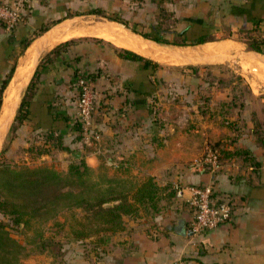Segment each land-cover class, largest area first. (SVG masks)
I'll list each match as a JSON object with an SVG mask.
<instances>
[{"label":"crops","instance_id":"0c3cea01","mask_svg":"<svg viewBox=\"0 0 264 264\" xmlns=\"http://www.w3.org/2000/svg\"><path fill=\"white\" fill-rule=\"evenodd\" d=\"M189 1L22 0L21 21L10 31L0 26V79L14 61L0 106L10 99L15 77L20 76L23 83H28L33 68L50 48L65 40H74L38 67L31 88L29 113L17 125L11 146H27L29 139L39 142L41 134L52 129L73 149L69 154L79 150L78 158H83L89 166L95 167L103 161L115 171L137 177L150 175L159 184L170 182L173 187L210 183L213 198L226 199L232 207L231 218L216 227L180 234L172 226L181 220L187 229L192 219L184 189L177 197L179 203L168 209L164 217L157 215L153 221L143 217L126 218L125 229L115 232L105 251H100L103 254L100 264H264V163L259 166L257 176L250 166L237 170L222 164L215 170L204 169L205 165L196 160L202 147L201 137L193 134L197 131L194 126L183 124L190 111L179 102L185 92L195 94V85H189L186 90L184 86L194 82L196 77L171 75L178 64L200 60L208 53L221 50L211 60L224 57L227 61L249 62L253 72L247 70L252 75L248 82H257L251 84L252 89L264 82V68H261L264 52L257 53L233 43L229 36L210 37L195 43L199 46L194 50L180 55L188 60L175 62L170 60L168 48L187 46L173 43L160 46L138 36L141 32L169 33L170 30L159 29L154 23L159 10L170 11L178 19L180 27L175 28L176 32L188 28L210 35L214 29L221 31L219 22L227 21L230 30L252 35L263 33L264 0H193L192 5L187 6ZM92 8L101 9L103 14L88 12ZM110 14L127 24L109 19ZM254 20L256 24L252 23ZM40 25L48 26L33 35ZM114 29L152 50L158 58L117 45L102 36L103 31ZM173 32L174 29L170 33ZM23 37L32 39L20 54H14ZM120 48L152 59L158 65L143 66L140 60L123 58L118 54ZM80 71L91 75L95 92L92 119L99 131V140L91 145L82 142L75 124V73ZM57 152L61 158H66V151ZM44 156L41 154L40 158ZM67 162V159L62 160L59 167H65ZM142 221L146 222L139 223ZM91 254L74 258L73 253L65 264H92Z\"/></svg>","mask_w":264,"mask_h":264},{"label":"rangeland","instance_id":"374dc122","mask_svg":"<svg viewBox=\"0 0 264 264\" xmlns=\"http://www.w3.org/2000/svg\"><path fill=\"white\" fill-rule=\"evenodd\" d=\"M17 1L22 3V0ZM192 1L187 2V6L192 5ZM172 14L170 11L159 10L155 14L154 23L158 25L159 29L163 27L164 31L170 30L171 32L174 29L173 33H158L159 37L180 42L183 35L175 30V28L180 27V23ZM219 26H221V31H215L214 29L209 37L229 36L233 39V43L236 42L248 48L246 42L252 34L228 29L227 21L219 22ZM132 28L135 27L133 26ZM259 34L261 33L257 32L254 35L257 36ZM184 42L180 46L187 47H167L171 52L170 60L175 62L186 61L188 59L180 55L183 52H190L199 46V44H192L188 40ZM170 44L172 43H169L168 46H171ZM141 46L147 48L143 45ZM19 48L20 45H17L14 54L19 51ZM221 52V50H215L202 56L201 59L199 58L200 60L195 61V59H192L187 61V63L178 64L177 69L172 72L171 75L191 74L196 77L194 82L187 83L184 86V90H186L189 85H195V94L191 96V94L185 92V96L179 101L186 111H190V115L183 121V124L185 126L189 125V127L194 126L197 131H193V134L201 137L202 147L196 159L198 162L204 146L213 144L218 149L220 165L225 164L237 170H246L250 166L251 170L255 171L254 175L257 176L259 166L264 163V150L260 142V138L264 134V82H259L260 85H255L256 88L251 89V84L253 85L257 82L254 81L251 84L248 82L252 75L247 73V70L249 69L248 72H253L251 67H249V62L241 59L227 61L224 57L211 60V57ZM11 125L13 128L10 131L8 128L0 143V150L3 146L5 147L4 152L0 155V160L10 165L23 163L26 165L45 164L63 171L66 166L59 167L62 160L67 159L69 162L73 158L68 151H66V158H61L57 150H52L50 153H42L46 156L40 158L41 154H29L26 151V146H20L19 144L11 146V140L16 129L15 121L12 120L9 127ZM29 141L35 142L34 139H29ZM100 165L106 174L134 176L128 173L125 174L123 171H115L107 162L102 161ZM204 169L210 171L208 167L205 168L204 166ZM137 178H141V176ZM165 183H169L171 194H167L168 189L160 192L159 212L153 216L142 215L134 220H139V218L143 217L147 221H153V217L157 215H163L164 217V213L168 209L179 203L172 183ZM81 213L82 211L78 207L71 209L63 207L55 212H52V210L39 211L29 218L28 224L25 225L21 222L16 225L11 222L8 214L0 212V222L3 224V228L8 232V235L21 245L15 260L7 262L5 261L7 258L3 256L0 264H65L67 257L73 253L74 258L87 257L92 253L93 260H91V263L100 264V257L103 254L101 255L98 248H91L92 244L88 243L87 240L73 239L69 233L72 215L79 216ZM144 222L146 221L139 223L143 224ZM108 244L109 242L105 246L108 247Z\"/></svg>","mask_w":264,"mask_h":264},{"label":"trees","instance_id":"16d2710c","mask_svg":"<svg viewBox=\"0 0 264 264\" xmlns=\"http://www.w3.org/2000/svg\"><path fill=\"white\" fill-rule=\"evenodd\" d=\"M88 12L103 14L99 8L89 9ZM73 13L81 12L73 11ZM107 17L124 25L127 24L117 15L110 14ZM191 22H194V20H191ZM252 23L256 24L257 20L252 21ZM47 26L40 25L33 35L38 34ZM130 28L135 30L132 27ZM178 33L183 35L180 42L159 37L158 33L141 32L140 34L155 41L173 44H184L185 40L190 41L192 44L200 43L210 38L208 33H195L192 29L188 30V28ZM31 39L32 37H23L20 40V48L17 54L22 52ZM72 41L74 40L68 39L57 43L40 58L20 97L13 117L16 127L27 118L29 113L31 88L37 78L38 67L48 61L52 55L58 54ZM246 44L251 49L264 52V32L257 36L250 35ZM118 54L123 58L140 60L143 66L154 67L158 65L152 59L143 57L129 49L120 48ZM13 68L14 61L9 66L8 72L0 79V103L2 91L11 76ZM80 72L92 79L89 73ZM77 74L79 72L75 73V75ZM75 124L80 130L76 119ZM12 128L11 125L9 131ZM40 137L41 140L36 143L28 140L25 148L29 154L40 155L50 153L52 150H73L63 143L62 135L57 132L54 133L52 129L43 132ZM260 142L264 150V134L260 138ZM210 145L218 152L213 144ZM4 150L5 147L3 146L0 155ZM102 169L100 164L96 167L89 166L83 158H72L63 171L45 164L26 165L23 163L10 165L0 160V212L8 214L13 224L17 225L22 222L26 225L29 218L36 212L48 210L55 212L63 207L67 209L78 207L82 213L79 216L72 215L69 233L73 239L87 240L88 243L92 244L91 248L104 251L110 237L115 232L125 229L126 218L135 219L142 215L153 216L159 212L160 192L168 189L167 194L169 195L171 194V188H169V183L161 185L150 175L137 178L128 175L106 174ZM20 247L21 245L8 235L0 222V260L3 256L7 258L5 259L7 262L15 260ZM8 253L10 254L8 255Z\"/></svg>","mask_w":264,"mask_h":264},{"label":"built area","instance_id":"2783aa9c","mask_svg":"<svg viewBox=\"0 0 264 264\" xmlns=\"http://www.w3.org/2000/svg\"><path fill=\"white\" fill-rule=\"evenodd\" d=\"M22 3L20 1L0 2V24L10 31L22 19ZM77 86L76 120L79 123L82 142L91 145L99 140V131L93 123L95 92L92 80L79 72L75 77ZM199 162L210 170L217 169L219 164L218 152L210 144L204 146ZM187 191L186 202L192 210L189 229L201 232L216 227L232 216V207L226 199H214L210 183L175 185L177 196Z\"/></svg>","mask_w":264,"mask_h":264},{"label":"water","instance_id":"95a60500","mask_svg":"<svg viewBox=\"0 0 264 264\" xmlns=\"http://www.w3.org/2000/svg\"><path fill=\"white\" fill-rule=\"evenodd\" d=\"M141 35V34H140ZM142 36V35H141ZM143 38H147L142 36ZM149 40H153L150 39ZM158 44H169V43H164V42H159V41H155ZM254 50V49H252ZM255 52L259 53L260 51H256ZM34 71V68L31 72V75ZM22 78L19 77H15L13 80V85L12 88L10 90V92H12V94L10 95V99L8 100V102L5 105L0 106V143L1 140L3 139L4 135L6 134L9 125L11 123V121L13 120V117L16 113V109L18 107L19 101H20V97L23 94V90L25 89L27 82L23 83V81L21 80ZM15 96H17V99H15ZM71 156H73L74 158H78L80 156V151L76 150L73 152H70ZM172 228L174 229V231L180 233V234H192L191 229L187 228L185 229L183 222L181 220H178L173 226Z\"/></svg>","mask_w":264,"mask_h":264},{"label":"bare ground","instance_id":"6f19581e","mask_svg":"<svg viewBox=\"0 0 264 264\" xmlns=\"http://www.w3.org/2000/svg\"><path fill=\"white\" fill-rule=\"evenodd\" d=\"M108 30V29H107ZM103 31L102 36H105V38L112 40V42L114 41L117 45H121L127 48H130L136 52L139 53H143V54H149L152 57L158 58L155 53H152L153 51L151 50V52L147 49L142 47L139 43L137 42H133V40L128 39L126 36L123 35V33H121L118 29L117 30H109V31ZM140 38H143L142 36L138 35ZM150 41V40H149ZM152 43L158 44L154 41H151ZM160 46H163L160 44ZM155 50V49H154ZM155 52V51H154ZM261 68H264V66H261ZM260 68V69H261ZM257 71V70H256ZM8 94V93H7ZM7 98V96H5ZM15 99H17V96H15ZM8 102V101H7Z\"/></svg>","mask_w":264,"mask_h":264}]
</instances>
